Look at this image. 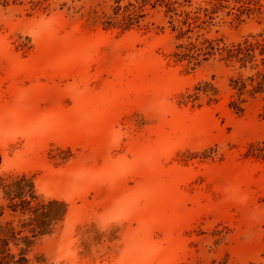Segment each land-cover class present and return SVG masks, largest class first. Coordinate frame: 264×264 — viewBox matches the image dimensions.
<instances>
[{
	"label": "rangeland",
	"instance_id": "1",
	"mask_svg": "<svg viewBox=\"0 0 264 264\" xmlns=\"http://www.w3.org/2000/svg\"><path fill=\"white\" fill-rule=\"evenodd\" d=\"M111 4H0V174L26 175L44 199L67 205L30 256L39 264L264 261V162L245 157L264 139V101L249 99L239 117L227 107L229 79L249 71L174 63L160 10L140 29L104 31ZM259 4L261 16L210 36L264 35ZM200 81L214 84L219 102L179 105Z\"/></svg>",
	"mask_w": 264,
	"mask_h": 264
},
{
	"label": "trees",
	"instance_id": "2",
	"mask_svg": "<svg viewBox=\"0 0 264 264\" xmlns=\"http://www.w3.org/2000/svg\"><path fill=\"white\" fill-rule=\"evenodd\" d=\"M9 0H0L2 6ZM13 3L22 0H12ZM48 0H28L32 7L42 6ZM109 13L102 14L104 31L120 33L140 29L149 11L160 10L173 35L175 44L170 56L187 71H194L209 61L238 70L249 71L229 79L232 91L227 107L239 117L249 99L259 96L264 101V35H248L238 42L227 43L223 37H211L212 28L225 23L238 26L253 16H261L259 0H111ZM264 22V17H261ZM217 33V31H216ZM259 65L262 67L259 68ZM216 105L218 90L209 81H200L178 97V104L192 108ZM264 119V105L260 113ZM246 158L264 162V139L251 144ZM0 156V166H1ZM67 212L63 201L44 199L26 175L0 174V264H39L31 257L37 240L53 233ZM209 264H228L213 260ZM250 264H264V261Z\"/></svg>",
	"mask_w": 264,
	"mask_h": 264
}]
</instances>
